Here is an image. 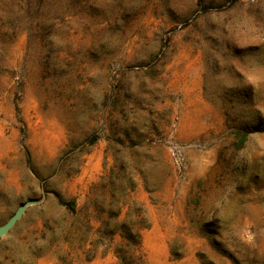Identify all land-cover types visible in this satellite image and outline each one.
Returning <instances> with one entry per match:
<instances>
[{"label":"rangeland","instance_id":"374dc122","mask_svg":"<svg viewBox=\"0 0 264 264\" xmlns=\"http://www.w3.org/2000/svg\"><path fill=\"white\" fill-rule=\"evenodd\" d=\"M0 264H264V0H0Z\"/></svg>","mask_w":264,"mask_h":264},{"label":"water","instance_id":"95a60500","mask_svg":"<svg viewBox=\"0 0 264 264\" xmlns=\"http://www.w3.org/2000/svg\"><path fill=\"white\" fill-rule=\"evenodd\" d=\"M32 203H34V201L27 200L17 205L15 210L8 216V218L0 224V237L6 234L13 227V225L18 221V219H20V217L24 213L26 206Z\"/></svg>","mask_w":264,"mask_h":264}]
</instances>
